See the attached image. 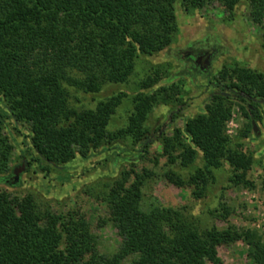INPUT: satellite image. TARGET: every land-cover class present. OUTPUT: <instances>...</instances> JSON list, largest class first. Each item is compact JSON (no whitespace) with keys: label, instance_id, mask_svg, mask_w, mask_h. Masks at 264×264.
Instances as JSON below:
<instances>
[{"label":"trees","instance_id":"16d2710c","mask_svg":"<svg viewBox=\"0 0 264 264\" xmlns=\"http://www.w3.org/2000/svg\"><path fill=\"white\" fill-rule=\"evenodd\" d=\"M179 1L187 10L218 2L229 12L245 1L264 37V0H0V102L16 124L28 126L33 149L48 163L67 164L118 139L134 144L148 139L150 111L174 98L177 86L136 94L127 126L116 132L109 124L126 94L101 100L95 108H77L70 103L71 89L98 93L105 84L126 83L140 55H153L173 42ZM220 76L264 98L263 73L235 67ZM231 114L228 98L215 94L204 113L164 137L162 155L171 165L188 167L202 152L206 167L225 161L232 167V183L252 186L247 176L253 158L233 147L226 134ZM5 129L0 120V183L15 187L31 162L24 157L11 167L16 148ZM210 173L198 168L185 178L170 170L166 178L193 188L201 198L213 179ZM143 181L135 169L124 170L101 196L122 240L112 255L98 250L80 211L43 210L31 194L0 192V264H222L218 248L240 239L248 246L246 264H264V238L251 230L213 225L203 236L184 210H144ZM221 210L218 217L228 220L230 209L222 204Z\"/></svg>","mask_w":264,"mask_h":264},{"label":"rangeland","instance_id":"374dc122","mask_svg":"<svg viewBox=\"0 0 264 264\" xmlns=\"http://www.w3.org/2000/svg\"><path fill=\"white\" fill-rule=\"evenodd\" d=\"M178 31L173 42L153 55H140L133 74L126 83H108L98 93H85L71 89L70 103L77 108H95L99 101L124 93L122 103L113 115L109 130L116 132L127 126L134 109L133 97L141 92L152 93L161 87L177 86L178 93L169 102H162L150 111L146 127L148 139L134 144L131 139H118L92 149L86 157H77L67 164L48 163L32 147L31 131L27 125L16 124L7 116L5 102H0V120H4L6 133L13 140L14 167L26 157V165L18 186L0 183V192L13 197L33 195L39 207L56 213L80 211L96 236L98 250L114 254L122 240L109 221V207L101 198L106 185L117 179L122 171L135 169L144 177L142 207L154 206L181 209L193 216L203 236L213 225L233 227L243 232L251 230L264 238V98L255 92L243 91L227 76L224 70L235 67L252 69L264 74V37L261 26L250 15L248 4L242 1L233 12L218 2L203 8L187 10L179 1L176 5ZM211 52V66L207 71L192 66L186 60L187 51ZM158 79L149 87L145 83ZM223 84L216 90L212 83ZM234 90L224 96L232 104L231 118L226 134L233 147L253 158L247 178L253 185H236L231 182L232 167L223 162L220 167H206L202 152L188 167L180 163L169 164L162 155V141L182 129L185 122L206 111L215 94ZM222 95V94H221ZM250 106L258 107L251 113ZM252 120L259 132L253 130ZM147 142V143H146ZM48 167V169H46ZM198 168L210 171L209 182L203 197L196 198L191 187H178L166 178L170 170L188 177ZM134 180V175L131 182ZM222 204L230 209L228 220L219 216ZM222 264H246L248 246L242 240L218 248Z\"/></svg>","mask_w":264,"mask_h":264},{"label":"flooded vegetation","instance_id":"af4514ba","mask_svg":"<svg viewBox=\"0 0 264 264\" xmlns=\"http://www.w3.org/2000/svg\"><path fill=\"white\" fill-rule=\"evenodd\" d=\"M185 57H186V60L188 61V63H190L192 66L199 67V69L202 71H207L209 69V66H211V57H212L211 52L193 53L192 51L189 50L186 52ZM212 85L214 86V88L216 90H220L223 88V84L218 83V82H214V83H212ZM227 89H229V92H220V93L224 96H227V97L232 96L233 95L232 91L234 89L231 87H227ZM230 90H232V91H230ZM250 108H251L250 112L252 114L258 112V107L250 106ZM253 121H255V120H252V126H253ZM257 128H258V131L255 132L254 126H253V130L256 134L259 132V127H257Z\"/></svg>","mask_w":264,"mask_h":264},{"label":"water","instance_id":"95a60500","mask_svg":"<svg viewBox=\"0 0 264 264\" xmlns=\"http://www.w3.org/2000/svg\"><path fill=\"white\" fill-rule=\"evenodd\" d=\"M253 126H254V130H255V132H257L258 131V126H257V123L255 122V121H253Z\"/></svg>","mask_w":264,"mask_h":264}]
</instances>
